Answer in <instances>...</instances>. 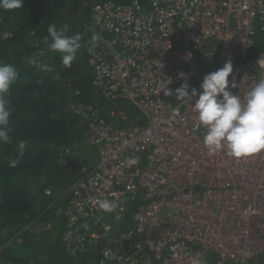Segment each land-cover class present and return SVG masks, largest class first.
<instances>
[{
	"label": "built area",
	"instance_id": "1",
	"mask_svg": "<svg viewBox=\"0 0 264 264\" xmlns=\"http://www.w3.org/2000/svg\"><path fill=\"white\" fill-rule=\"evenodd\" d=\"M86 32L99 38L89 65L110 107L106 118L91 102L75 105L97 158L69 189L62 239L70 264H264V153L210 152L196 97L165 96L184 82L180 71L199 90L231 60L229 86L234 76L231 91L243 100L264 78V0H96ZM102 199L116 210L99 209Z\"/></svg>",
	"mask_w": 264,
	"mask_h": 264
},
{
	"label": "trees",
	"instance_id": "2",
	"mask_svg": "<svg viewBox=\"0 0 264 264\" xmlns=\"http://www.w3.org/2000/svg\"><path fill=\"white\" fill-rule=\"evenodd\" d=\"M95 1L24 0L22 8L0 10V62L13 65L19 73L7 97L12 142L0 146V264H70L74 260L62 239L64 209L81 165L93 154L85 141L87 123L75 105L91 102L106 118L103 110L110 107L93 85L89 65L86 26ZM51 24L66 30L68 36L83 37L84 47L70 67L63 66L60 55L44 42ZM134 115L136 111L129 110V118ZM21 141L26 144L25 155L16 167H9ZM140 204L139 198L129 202L127 227ZM41 220L51 227L34 230ZM35 237H41L42 249H32ZM23 238L27 243L18 246ZM99 254L98 247L88 250L87 256L96 259Z\"/></svg>",
	"mask_w": 264,
	"mask_h": 264
},
{
	"label": "clouds",
	"instance_id": "3",
	"mask_svg": "<svg viewBox=\"0 0 264 264\" xmlns=\"http://www.w3.org/2000/svg\"><path fill=\"white\" fill-rule=\"evenodd\" d=\"M23 3L24 0H0V10L19 9L23 7ZM65 31L57 30L54 24L49 25L44 42L51 52L60 55L63 66L70 67L84 44L81 34L68 36ZM98 39L93 36L87 41L90 54L94 51ZM32 63L38 64L37 59L34 58ZM38 66L46 68L45 65ZM232 73L233 64L228 60L222 68L205 74L198 90L190 87V75L180 71L178 76L184 82L175 89V93L166 86L165 96L171 97L175 94V100L179 101H191L196 97L192 107L197 113L198 126L202 125L206 129L203 144L210 152L226 149L227 155L234 159L248 158L264 153V78L260 79L242 100L238 94L231 91L237 88L234 76L229 86V76ZM18 77L19 73L13 65L0 62V146L12 142L11 110L7 97ZM25 148V142H19L16 158L8 161L9 167L19 164L25 155ZM96 203L105 213H113L117 208L116 203L108 199L97 200ZM121 219L119 214L115 215L116 221Z\"/></svg>",
	"mask_w": 264,
	"mask_h": 264
},
{
	"label": "rangeland",
	"instance_id": "4",
	"mask_svg": "<svg viewBox=\"0 0 264 264\" xmlns=\"http://www.w3.org/2000/svg\"><path fill=\"white\" fill-rule=\"evenodd\" d=\"M92 156H93L94 159L97 158L95 152H93ZM48 226H49L48 221H42V220H41V221L35 223V229H34V230H36V231H43V230L47 229ZM36 233H37V232H36ZM54 235L56 236V234H54ZM57 235H58V234H57ZM40 240H41V237H35V238H32V239H31V242H32V243L35 242V247L32 248V249L38 250V249H42V248L44 247L43 243L40 242ZM25 241H26V240L23 238V239H21V240H19V241L17 242V245H18V246H19V245L24 246V245L27 243V242H25ZM41 241H42V240H41ZM1 263H4V262L2 261Z\"/></svg>",
	"mask_w": 264,
	"mask_h": 264
}]
</instances>
